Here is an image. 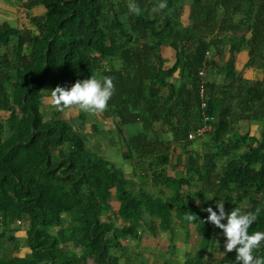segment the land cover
Here are the masks:
<instances>
[{"label": "trees", "instance_id": "obj_1", "mask_svg": "<svg viewBox=\"0 0 264 264\" xmlns=\"http://www.w3.org/2000/svg\"><path fill=\"white\" fill-rule=\"evenodd\" d=\"M160 3L24 0L26 12H44L20 27L0 24V264H144L141 232L167 231L175 220L194 223L201 254L223 235L204 210L218 199L228 212H257L250 231L264 230V0ZM163 47L174 52L171 63ZM243 50L248 59L237 70ZM90 75L114 78L104 110L56 103L57 85ZM72 107L81 125L94 115L89 133L62 115ZM111 130L121 145L110 140L105 154L88 147L93 134ZM169 180L178 185L166 191ZM18 218L26 220L22 237ZM235 255L223 253L218 264Z\"/></svg>", "mask_w": 264, "mask_h": 264}, {"label": "rangeland", "instance_id": "obj_2", "mask_svg": "<svg viewBox=\"0 0 264 264\" xmlns=\"http://www.w3.org/2000/svg\"><path fill=\"white\" fill-rule=\"evenodd\" d=\"M14 2H19V0H17V1L15 0ZM27 21L28 20L21 19L19 21L17 27H20L23 24L24 25L27 24ZM244 38L245 37L243 35L238 36L237 42H242V40ZM162 49H163L162 55H164V57H169L168 62L171 63L174 60L172 50L166 49L164 47ZM237 63H240V62L238 61ZM236 66L238 67V65H236ZM245 71L246 70H244V72ZM247 71H248V72H246L247 75L252 74V72H250V70H247ZM254 73L258 74V72H254ZM219 78H222L221 75L219 76ZM254 78L256 79V78H258V76L255 75ZM52 103H53L52 97H50V96L45 97L44 109L48 110V107L50 108V105H52ZM78 112H79L78 107H72V108L68 109L67 111H64L62 113V115L64 116V118L71 121V123L75 129L85 128V131L87 133H89V131L92 129L91 125L94 121V115H89L88 116V122H86L85 125H81L80 121L76 118ZM49 116H50V114L45 115L46 118H48ZM103 123L105 125L104 128H106V127H108V125H110L109 121H107V122L105 121ZM244 124H246V123H244ZM250 130L252 131V134L258 136V131H257L256 125H251ZM111 132L112 133L101 132L100 135L93 134L94 136L87 140L88 147H90L92 150H100L101 148L104 147L103 153L105 154L106 150H107V152H109L111 144L107 145V143L111 142L110 140H112V139L115 140V142H113V145L115 144L116 147L121 145L119 142L121 140L116 141L118 139H121V133L117 132V130H111ZM194 143H196V141ZM53 149L56 150L55 148H53ZM122 149L125 150L124 146ZM117 150H118V148H117ZM178 150L179 149L176 146L173 148V151H178ZM122 164L124 165V166L123 165L122 166L125 167L127 171L131 170L130 168H128V166H129L128 164H124V163H122ZM172 169L173 168H170L168 170V176L174 177V176L178 175L179 172L177 170H172ZM168 182L169 183L166 184V186H164V189L166 191H169V190H171V188L173 186L178 185V183H176V180H169ZM202 201L203 200H197L195 202V204L199 205L200 202H202ZM247 203L248 202H242L241 204H247ZM118 204L119 203L117 201L111 202L113 209L117 208ZM25 218L20 220V223H18L19 218L16 219V221H15L16 225L19 226V229H20L19 231H17L15 233L16 237H22L25 235V228H26ZM113 221L117 224L120 223L118 219H115V217H114ZM182 225H179L178 221L175 220L174 223L171 225V229L164 231V233L161 232V230H159V231H157V230H154V231L146 230L144 232H141V234L139 235L141 243H142V245H145V246L147 245V247H145V248L142 247V249L139 250V253H141L140 258H143L144 260H146V262L144 264H179V263L185 261V252H187V255H186L187 256L186 257L187 264H218L220 257L224 253V252H222L224 250V243L220 242V239H222V236H224V235L221 234V235L217 236V239L214 240V243H215L214 245H213L212 241H208L207 242L208 247H207L206 252H203L200 254L199 253L200 248H202L204 251L205 246L203 245L202 242H200V239L198 238V233L195 229L196 227H195L194 223L193 222H186L185 223L183 221ZM171 232H174V233L171 234ZM172 237L176 238V240L179 238V241L181 242V244H184V245H182L183 250L178 251L179 249H177V248L174 249L176 252L175 257H174V252L172 250H173V245H175V243H177V241L175 240V242H172L169 239ZM121 238L124 241L123 243H125V244H130V243H133L135 241L131 237L125 236V238L124 237H121ZM226 239H227V237L224 236V241ZM217 241L219 242V244L217 243ZM152 245H153V247H152ZM211 245H212V247H210ZM165 246H166V248H165ZM176 247H179V244H177ZM27 250L28 249L22 248L18 255L22 256L23 253L26 252ZM128 251L136 252L138 250L135 247H132L131 250L128 249L126 251L127 254H128ZM188 252H189V254H188ZM131 253H133V252H131Z\"/></svg>", "mask_w": 264, "mask_h": 264}, {"label": "clouds", "instance_id": "obj_3", "mask_svg": "<svg viewBox=\"0 0 264 264\" xmlns=\"http://www.w3.org/2000/svg\"><path fill=\"white\" fill-rule=\"evenodd\" d=\"M159 6L164 8L166 0H161ZM130 8L136 13L141 11L136 3H132ZM114 91L115 83L111 75L102 77L90 75L83 80H77L70 87L57 85L52 90L57 104L65 107L79 106L87 111L104 110L108 106ZM208 129L210 128L205 126L198 129V131L201 130L202 133ZM188 138L192 139V136H188ZM204 210L209 213L207 219L222 229L223 235L227 237L223 242L224 250L221 251L227 254V252L235 250V260L232 264H264V255L258 252L259 249L264 248V230L253 229L250 231V228L258 219L257 212L243 210L239 206L233 207L228 212L225 210V204L222 199L216 201V208L209 205ZM196 218L197 216L194 213H187L189 221ZM155 230L159 231L157 228ZM217 243L219 244L218 241Z\"/></svg>", "mask_w": 264, "mask_h": 264}, {"label": "crops", "instance_id": "obj_4", "mask_svg": "<svg viewBox=\"0 0 264 264\" xmlns=\"http://www.w3.org/2000/svg\"><path fill=\"white\" fill-rule=\"evenodd\" d=\"M14 1L15 0H0V24L6 22L11 27H17L19 21L21 19L25 20L27 18V16L29 15V13H32L33 15H39V14L44 12L43 7H34L29 12H26L25 9L20 7L21 2L24 1V0H19V2H14ZM249 35H250V33L247 32L244 35V37H248ZM173 57H174V52H173ZM236 57H237L236 61L237 62L239 61L241 63L240 64V63L236 62V65H238V67H237V70H238L239 67H241L246 62V60L248 59V55H247L246 50L238 52ZM246 72H248V71L246 70L243 73H244V75H246L249 78H254L255 75H257L258 78L260 77V74H256V73H254L252 71H250V72H252L251 75H247ZM117 208H118V206H117ZM170 239H171L172 242H175V240H176V238H174V237H172ZM176 241H177V243H175V245H173V250H172L174 252V257L176 255V252H175L174 249L177 248V249H179L178 251H181V250H183L182 249L183 248L182 245H184V244H181V242L179 241V238ZM177 244H179V247H176ZM166 246H165V248H166ZM152 247H153V245H152ZM188 254H189V252H188ZM186 255H187V252H185V261H183V262H181L179 264H187V262H186V257L187 256Z\"/></svg>", "mask_w": 264, "mask_h": 264}, {"label": "built area", "instance_id": "obj_5", "mask_svg": "<svg viewBox=\"0 0 264 264\" xmlns=\"http://www.w3.org/2000/svg\"><path fill=\"white\" fill-rule=\"evenodd\" d=\"M198 133H201V130H199ZM189 137H191V135H189Z\"/></svg>", "mask_w": 264, "mask_h": 264}]
</instances>
